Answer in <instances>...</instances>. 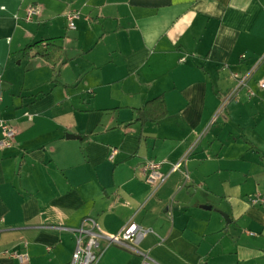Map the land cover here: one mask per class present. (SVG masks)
Masks as SVG:
<instances>
[{
  "label": "crops",
  "instance_id": "0c3cea01",
  "mask_svg": "<svg viewBox=\"0 0 264 264\" xmlns=\"http://www.w3.org/2000/svg\"><path fill=\"white\" fill-rule=\"evenodd\" d=\"M263 55L264 0H0V117L17 130L0 150V264H69L86 217L108 234L152 227L139 247L158 264H264V203L250 202L264 196V61L217 116ZM162 95L168 114L138 120ZM189 150V180L175 171L153 194L145 163L169 172ZM100 250L96 264H142Z\"/></svg>",
  "mask_w": 264,
  "mask_h": 264
},
{
  "label": "built area",
  "instance_id": "2783aa9c",
  "mask_svg": "<svg viewBox=\"0 0 264 264\" xmlns=\"http://www.w3.org/2000/svg\"><path fill=\"white\" fill-rule=\"evenodd\" d=\"M40 7L33 5L28 10L27 19L32 20L35 16L40 14ZM81 18L79 11H71L67 14L68 26L70 29H77V20ZM245 57L244 55L242 56ZM185 57L181 59L184 61ZM264 61V55L258 60V63L247 73H235L237 84L228 96L222 100L217 116L221 115L227 107L229 101H231L237 93L247 88L249 93L253 94V90L249 86L250 78L252 77L257 66ZM261 88H264V79L259 81ZM0 131L2 138L0 139V150L10 148L15 143L17 130L14 126L0 117ZM116 150H113L110 158L113 159ZM192 150H189L184 157L172 164L169 172L162 170L165 161H148L144 165L146 171V181L153 187V194L156 193L170 178L173 172L182 170L184 178L189 180V173L182 167L185 165L187 157L191 154ZM184 185L178 186L180 190ZM250 202L253 205L264 203V196L260 193L254 194L250 197ZM76 234V247L73 252L72 258L69 264H96L100 255V241L104 239L108 244H114L126 248L132 252L140 254L142 256V264H158L156 260L147 251L141 250L139 247L140 242L150 233L153 232L152 227H146L140 225L134 220H131L123 230L118 234H108L102 230L98 221L93 217H86L83 219L81 225L78 228L71 229ZM21 262L27 260L26 254L16 255Z\"/></svg>",
  "mask_w": 264,
  "mask_h": 264
},
{
  "label": "trees",
  "instance_id": "16d2710c",
  "mask_svg": "<svg viewBox=\"0 0 264 264\" xmlns=\"http://www.w3.org/2000/svg\"><path fill=\"white\" fill-rule=\"evenodd\" d=\"M32 46L25 48L26 55L27 51ZM42 56L52 65H56L61 61L62 58V48L56 44H49L47 46V51L42 54ZM138 120L142 122L152 121L158 122L168 114V109L164 96L156 97L148 102H146L141 108L138 109Z\"/></svg>",
  "mask_w": 264,
  "mask_h": 264
},
{
  "label": "water",
  "instance_id": "95a60500",
  "mask_svg": "<svg viewBox=\"0 0 264 264\" xmlns=\"http://www.w3.org/2000/svg\"><path fill=\"white\" fill-rule=\"evenodd\" d=\"M67 136H68V137H71V138L80 137V136H78V135H76V134H68ZM202 207H203V208H207V209H211V206H202ZM224 216H225L226 218H228L226 214H224Z\"/></svg>",
  "mask_w": 264,
  "mask_h": 264
}]
</instances>
